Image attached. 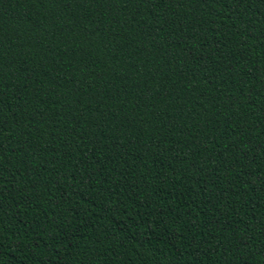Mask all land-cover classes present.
Here are the masks:
<instances>
[{"label": "trees", "instance_id": "trees-1", "mask_svg": "<svg viewBox=\"0 0 264 264\" xmlns=\"http://www.w3.org/2000/svg\"><path fill=\"white\" fill-rule=\"evenodd\" d=\"M0 264H264V0H0Z\"/></svg>", "mask_w": 264, "mask_h": 264}]
</instances>
